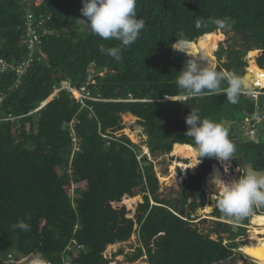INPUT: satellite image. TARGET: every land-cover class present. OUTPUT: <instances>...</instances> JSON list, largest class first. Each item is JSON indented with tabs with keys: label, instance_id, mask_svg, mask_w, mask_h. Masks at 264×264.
Instances as JSON below:
<instances>
[{
	"label": "trees",
	"instance_id": "obj_1",
	"mask_svg": "<svg viewBox=\"0 0 264 264\" xmlns=\"http://www.w3.org/2000/svg\"><path fill=\"white\" fill-rule=\"evenodd\" d=\"M81 7L82 0H42L38 5L0 0V55L8 62H21L26 53L27 11L42 18L35 19L36 29L51 30L20 84H14V71L0 70V264L7 263L8 254H31L43 264H110L103 255L106 246L134 233L140 243L126 255L128 262L143 254L149 264L229 260L234 241L224 245L221 236L203 235L189 221L207 203H214L215 216L234 221L215 209L210 180L219 170L213 167L216 159L202 158L194 174L181 178L185 195L178 206L157 197L152 162L139 156L138 145L126 134L116 132L123 128L121 115L129 112L144 127L150 152L170 153L174 146L188 156L192 140L185 135V117L191 109L201 118L222 110L251 116L253 99L245 95L236 104L223 94L181 101L165 97H178L175 78L184 68L173 60L172 44L181 33L196 43L217 30L214 25L197 29V19L234 21L227 30L241 39L244 50H226L218 71L244 65L239 54L251 49L257 65L250 60L247 70L264 68V0H138L137 18L145 19V28L119 62L99 52L101 44L119 42L93 35ZM63 82L76 89L85 86L98 99H83L82 105L76 92L61 88ZM7 116L11 119H1ZM254 148L264 152L257 142ZM82 182L84 187L78 185ZM258 208L264 210L254 206L252 213ZM249 217L236 222L247 224ZM20 221L30 230L13 227Z\"/></svg>",
	"mask_w": 264,
	"mask_h": 264
},
{
	"label": "clouds",
	"instance_id": "obj_2",
	"mask_svg": "<svg viewBox=\"0 0 264 264\" xmlns=\"http://www.w3.org/2000/svg\"><path fill=\"white\" fill-rule=\"evenodd\" d=\"M137 3L138 0H82L80 12L86 18L83 21L90 32L106 41L119 42L117 46L105 47L103 44L99 46L100 53L114 58L117 62L122 59V51L134 44L145 28V19L141 17L137 18ZM232 23L234 21H229L226 18H216L208 21L197 19L195 27L197 29H207L209 26L214 25L218 31H224L230 29ZM171 47L172 51L175 49L183 52L188 54L190 58L187 60L186 66L177 73L175 78V83L179 89L178 97L166 95L165 99L181 101L201 96L223 94L229 103L236 104L242 95H250L253 90L260 89V93L264 94V81L260 84L263 85L262 87L257 88L258 86L256 87V85L258 84H254L251 89L245 77H243L249 61L253 60L255 63L254 55H251V51L256 52L255 49L246 52V54L248 53V57L247 61L243 60L245 63L243 74L236 75L234 71L229 72L224 68H222L223 73L218 71L216 65L221 66V60H218L219 62L221 61L218 64H208L204 56H192L188 52V49L191 47V41L185 38L183 33H181V38L179 40L176 39ZM263 70L264 68L259 67V71ZM225 82L227 86L222 87V84ZM262 104H264V101ZM262 112L264 113V106ZM185 123L188 126L185 135L192 140V145L190 146L192 161L190 167L184 169L197 168L202 162V158H215L216 161L213 167L219 161L225 164L224 172L227 173V162L230 160L232 162L236 152V145L229 139V135H232L233 132L230 134L226 123H217L207 118H201L199 111L194 108L185 117ZM261 124H264V120ZM218 169L221 171L220 167ZM210 184L213 187L212 195L215 199V209L226 218L239 221L251 215L254 206L264 207V173L245 172L239 175L238 178L229 181L224 179L218 171H214ZM257 211V213L253 214L261 213L262 210L258 208ZM236 223L242 227L244 226V223ZM13 227L24 231L30 230L29 225L24 221L18 222ZM256 227L261 226L257 225ZM229 242L226 241L224 243V240H222V244L224 245H227ZM240 248L241 245L236 249L233 248V252L238 250L244 257L252 258L244 254ZM33 264H43V261L37 258Z\"/></svg>",
	"mask_w": 264,
	"mask_h": 264
},
{
	"label": "rangeland",
	"instance_id": "obj_3",
	"mask_svg": "<svg viewBox=\"0 0 264 264\" xmlns=\"http://www.w3.org/2000/svg\"><path fill=\"white\" fill-rule=\"evenodd\" d=\"M234 32L225 30V31H218L215 30L213 33L204 36V40L208 43H215L214 49L217 48V52L215 51L210 57H205L207 63H220L223 64V61H226L227 54L225 53L226 50L229 49H236L240 52L244 49L241 45V39L238 36H234ZM196 42V41H195ZM198 42V41H197ZM191 43V47L188 49L189 53H193L195 56H203L202 50L198 47V43ZM222 50V59L219 62L217 58L218 51ZM239 57L245 61H247L248 53ZM213 61V62H210ZM236 63V62H235ZM232 70L230 72H235L236 75H242L244 71V65L234 64L232 65ZM58 92V91H56ZM247 98L253 99L254 94L253 92L250 95H245ZM259 103L262 104L264 101V94L260 93L257 95ZM49 100V99H48ZM45 103V101L43 102ZM242 110L237 111L235 113L233 110L227 111H218L214 114H209L206 118L212 120L213 122H223L226 117H230L228 120L232 123L228 126L229 130L233 129V135H229V139L234 142L236 145V152L232 159L233 167L237 169L239 172L240 167V155L246 153L248 161L254 160L255 158V151L254 148L255 143H259L261 148L264 150V124H259L257 126L255 140H251L247 131L242 129L241 123L244 121V116L241 114ZM130 113H124L121 115V123L123 128L118 130L116 133H124L126 134L129 139L138 145L139 149V156L145 154L147 159L152 162L153 170L155 172L156 179L158 181V190H157V197L158 198H167L172 200L178 206L180 205L185 192L183 191V185L181 183V178L185 176L186 173H195V168H188L190 167L192 157L188 155L183 157L177 154H173L174 150L170 153H162L161 150H158L154 153L146 152L147 144V135L143 126H141L137 122V118L134 115H130ZM131 118V119H130ZM231 134V133H230ZM174 149V146H173ZM180 154V152H179ZM173 155V156H172ZM243 163V162H242ZM232 167V171H233ZM184 169V170H183ZM233 178L236 179L237 176L233 175ZM80 187H84V182L78 184ZM211 190L213 192V187L211 186ZM190 201V198L188 199ZM214 210V203L212 204H205L201 208L193 211L190 214V225L199 233L203 235H207L212 239H217V237L221 236L222 240H226L227 242L234 240L235 246L245 245L251 241L246 240L245 237L248 230L257 226L251 222V217L255 214H251L248 220V223L244 226H240L237 224L236 221H231L228 219H220L219 217L213 214ZM264 213V210L261 211ZM192 218V219H191ZM223 223V224H221ZM240 223V222H238ZM234 227L237 229L235 230ZM226 228V229H225ZM235 230V231H234ZM262 233V234H261ZM260 237H264L263 232H257ZM140 241L137 236V233H134L129 239L122 242H115L113 244H108L106 249L103 251V255L110 259V264H149L147 262L146 255L143 254L138 259L128 262L126 260V255L133 253L135 247L139 245ZM112 246V247H111ZM236 247V248H237ZM235 248V249H236ZM122 249V253L118 251ZM241 253L238 250H235L233 255L229 260L223 261L219 264H231V259L234 260V264H243V261L240 260ZM31 258H35L33 255H28L26 257H19L17 261L15 259L7 260L6 264H27ZM37 259V258H36ZM245 264H257L253 261H247Z\"/></svg>",
	"mask_w": 264,
	"mask_h": 264
},
{
	"label": "built area",
	"instance_id": "obj_4",
	"mask_svg": "<svg viewBox=\"0 0 264 264\" xmlns=\"http://www.w3.org/2000/svg\"><path fill=\"white\" fill-rule=\"evenodd\" d=\"M42 0H32V3L34 5H38L41 3ZM25 32L23 34L22 43L26 47V53L22 59L21 62L13 63L8 62L3 56L0 55V70L1 71H14L16 74V79L14 81L15 86L20 84L19 80L21 76L24 74V72L27 70V68L30 66L31 62L38 56L42 54L41 50V44H42V37L45 33H51V30L44 28L42 31L36 29V26L38 27V23L35 25L36 20L42 21V18L36 19V15H34L31 11H27L25 15ZM36 19V20H35ZM259 78L263 79L264 81V70L260 71ZM257 84V83H255ZM258 86V87H257ZM263 85H256L257 88L262 87ZM61 88H68L72 89L74 92H76L77 97L80 99L82 105L85 103L83 102V99H94L97 100L98 98H92L89 94V91L86 89L85 86L80 87L79 89L71 88L69 86V83L63 82ZM58 91V89L55 90ZM254 94V112L253 115L247 118L246 122L241 123L242 129H245L250 137L251 140L255 139L257 126L261 124L264 120V113L262 112V108L264 104H260L257 98V95L260 94V89L253 90ZM5 120L11 119V116H7L4 118ZM73 135V134H72ZM73 141V148L77 146V138L76 136H72ZM218 167H220L221 171L224 172L225 164L217 161ZM216 165V163H215ZM228 166V172L225 173V179L226 180H233L232 176V162L231 160L227 162ZM234 169V167H233ZM243 172L241 171V174L237 173V178L239 175H242ZM211 191V190H210ZM226 240H224V243ZM8 260L15 259L11 254H8ZM23 258V257H22ZM18 259H15L17 261Z\"/></svg>",
	"mask_w": 264,
	"mask_h": 264
},
{
	"label": "bare ground",
	"instance_id": "obj_5",
	"mask_svg": "<svg viewBox=\"0 0 264 264\" xmlns=\"http://www.w3.org/2000/svg\"><path fill=\"white\" fill-rule=\"evenodd\" d=\"M193 43V42H191ZM198 47L202 50V55L204 57H210L212 55V50L214 48L215 43H208L204 40V38L198 39ZM214 51V50H213ZM192 56H195L193 53H190ZM246 82L249 86L254 85L257 83L258 85L262 84L261 78H259V71H257L255 68L246 70ZM131 115V114H130ZM129 115V116H130ZM132 116V115H131ZM131 119V118H130ZM179 148L174 150L173 154L181 155V151H178ZM146 152H148V149L146 148ZM180 152V154H179ZM150 154V153H149ZM191 155V154H190ZM186 157V156H183ZM229 162V161H228ZM218 165V164H217ZM218 171L223 178L225 179V173L220 170ZM214 174V171L212 173V176ZM251 222L257 225H260L261 227L254 226L253 228L250 227L245 237L246 240L251 241L248 244L241 245L244 253L252 258H254L255 262L257 264H264V237H260L257 232H263L264 231V213H258L251 217ZM112 247V246H111ZM35 258H31V260L27 264H33L35 261ZM253 260V261H254Z\"/></svg>",
	"mask_w": 264,
	"mask_h": 264
},
{
	"label": "water",
	"instance_id": "obj_6",
	"mask_svg": "<svg viewBox=\"0 0 264 264\" xmlns=\"http://www.w3.org/2000/svg\"><path fill=\"white\" fill-rule=\"evenodd\" d=\"M172 58L176 63H178L182 67H185L186 62L190 58V56L188 54H185L183 52H179V51L174 49L172 51ZM246 73L247 72H245L243 77H246ZM250 87H251V89L253 88L252 86H250ZM223 122L226 123L227 126H229V124L231 123V121H229L227 119H225ZM245 157H246V153L243 154V158H245ZM240 170L243 171L244 173L245 172H252V171H254L256 173H264V153H262V151L260 149H257L255 151L254 160L252 162H247V163H244L243 165H241ZM236 229H237V227L235 228V230ZM240 250L244 253L242 247L240 248ZM241 258L246 259L243 255H241Z\"/></svg>",
	"mask_w": 264,
	"mask_h": 264
},
{
	"label": "crops",
	"instance_id": "obj_7",
	"mask_svg": "<svg viewBox=\"0 0 264 264\" xmlns=\"http://www.w3.org/2000/svg\"><path fill=\"white\" fill-rule=\"evenodd\" d=\"M250 117V116H249ZM249 117H245L244 118V121L243 122H246L247 121V118H249ZM230 125V124H229ZM232 132H234L233 131V129H231V131H230V133H232ZM234 133H232V135H233ZM255 140V139H254ZM179 148V150L178 151H181V147H177L176 148V150ZM191 152V151H190ZM245 154V153H244ZM241 157H240V164L241 165H243L244 163H247V162H252L253 160H251V161H248V159H247V154H246V157L245 158H243V154L242 155H240ZM243 162V163H242ZM240 165V166H241ZM195 172H196V168H195ZM239 174H241V170H240V167H239ZM243 172V171H242ZM237 169L236 168H234L233 169V172L231 173L232 174V176L234 175V176H237ZM244 173V172H243ZM185 176H186V174H185ZM184 176V177H185ZM235 229V228H234ZM235 231V230H234ZM262 234V233H261ZM246 258V257H245ZM36 259V258H35ZM240 260H242L243 261V264H245L247 261H253L254 259H252V258H246V259H243V258H241V256H240ZM253 262H255V260L253 261ZM256 263V262H255Z\"/></svg>",
	"mask_w": 264,
	"mask_h": 264
},
{
	"label": "flooded vegetation",
	"instance_id": "obj_8",
	"mask_svg": "<svg viewBox=\"0 0 264 264\" xmlns=\"http://www.w3.org/2000/svg\"><path fill=\"white\" fill-rule=\"evenodd\" d=\"M257 150V149H256ZM262 153H264V152H262Z\"/></svg>",
	"mask_w": 264,
	"mask_h": 264
}]
</instances>
